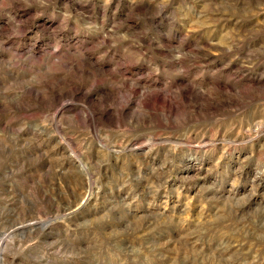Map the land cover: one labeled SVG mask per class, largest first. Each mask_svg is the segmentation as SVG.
Segmentation results:
<instances>
[{
  "label": "rangeland",
  "instance_id": "374dc122",
  "mask_svg": "<svg viewBox=\"0 0 264 264\" xmlns=\"http://www.w3.org/2000/svg\"><path fill=\"white\" fill-rule=\"evenodd\" d=\"M0 264H264V0H0Z\"/></svg>",
  "mask_w": 264,
  "mask_h": 264
}]
</instances>
